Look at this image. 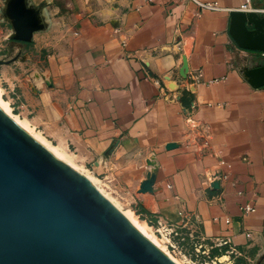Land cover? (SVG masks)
<instances>
[{"label":"crops","instance_id":"crops-1","mask_svg":"<svg viewBox=\"0 0 264 264\" xmlns=\"http://www.w3.org/2000/svg\"><path fill=\"white\" fill-rule=\"evenodd\" d=\"M198 1L217 9L184 0H27L45 25L32 41L50 54L39 68L27 70L31 57L2 65L3 92L147 224L161 218L208 243L230 239L243 261L264 264V87L242 73L264 57L230 34L245 0ZM8 2L0 0V46L14 40ZM249 7L258 12L262 0ZM150 175L153 190L144 192ZM246 204L256 210L244 214Z\"/></svg>","mask_w":264,"mask_h":264},{"label":"water","instance_id":"water-1","mask_svg":"<svg viewBox=\"0 0 264 264\" xmlns=\"http://www.w3.org/2000/svg\"><path fill=\"white\" fill-rule=\"evenodd\" d=\"M18 42L44 30L27 0H9ZM250 26H254L251 29ZM230 34L264 52V14H231ZM11 60L0 59V66ZM264 87V66L245 73ZM167 145V149L174 148ZM150 175L141 185L152 192ZM219 189V183H213ZM0 264H176L145 238L91 181L58 159L0 109Z\"/></svg>","mask_w":264,"mask_h":264},{"label":"built area","instance_id":"built-area-1","mask_svg":"<svg viewBox=\"0 0 264 264\" xmlns=\"http://www.w3.org/2000/svg\"><path fill=\"white\" fill-rule=\"evenodd\" d=\"M184 1H193L198 6L206 9H217L216 3H201L198 0ZM250 3L251 0H245L242 11H253L249 7ZM262 4V9L257 10L260 14H264V0H262ZM260 53L261 56L264 57V52ZM244 70L242 73L245 76L248 69ZM255 210V207L250 204L241 207V211L244 214L252 213ZM230 222L231 219H227V223ZM183 226L184 225L167 222L161 218H158L156 225L153 226L156 234L167 240V248L173 255L187 259L192 264H222L219 257H222L223 255L228 256L229 261L226 263L228 264L231 259L236 260L241 257V252L232 247V241L230 239H210L208 243V239L197 234L193 227L189 228V232L183 233ZM247 236L250 237L251 234H248ZM215 250L220 255H213V251Z\"/></svg>","mask_w":264,"mask_h":264},{"label":"bare ground","instance_id":"bare-ground-1","mask_svg":"<svg viewBox=\"0 0 264 264\" xmlns=\"http://www.w3.org/2000/svg\"><path fill=\"white\" fill-rule=\"evenodd\" d=\"M0 109L9 116L15 123H17L22 129H24L29 135H31L35 140L42 144L48 151H50L58 159L69 165L75 171L87 177L91 183L99 190V192L109 199L113 205L119 209L126 219L151 243H153L160 251L165 253L170 259H172L176 264H192L189 260L178 258L173 255L167 248V240L165 238H159L155 234V228L150 226L146 222H135L134 212L131 209H124L112 196L106 187V184L99 178L95 177L89 170H87L82 164L77 162V158L74 153L70 152L66 145H54L48 139H46L41 132H38L30 122L26 119H22L18 114L13 112V109L9 101L3 98L2 89L0 88ZM77 159V160H76ZM222 264H226L229 261L228 256L223 255L219 257Z\"/></svg>","mask_w":264,"mask_h":264},{"label":"rangeland","instance_id":"rangeland-1","mask_svg":"<svg viewBox=\"0 0 264 264\" xmlns=\"http://www.w3.org/2000/svg\"><path fill=\"white\" fill-rule=\"evenodd\" d=\"M41 32H36L35 34L38 35ZM34 34V35H35ZM37 42L36 41H31L25 44H18L16 42H5L4 40L1 42V46H0V59H5V60H11L13 58H15V61H13L11 64L9 65H13L14 63H17V65H21L20 63L22 62L23 59H27L28 57H31L32 59V63H30V66L27 67L28 69H31L32 67L35 68H39L40 64L39 62H42V60H44V58L47 57L48 54H50V52H48L46 49H41L39 47H36ZM3 68V66H0V70ZM20 72H22V70H19ZM0 88L2 89V93L4 94L3 98L5 100H10L9 99V95L6 94L5 92H3V90L7 89V84L2 82L0 80ZM10 103V102H9ZM12 107L14 108V113L18 114L19 110L16 107L15 103L14 105H12ZM108 189V187H107ZM108 191L110 193H112L113 198L115 199L116 202H118L124 209H130V207H127L126 205H124L123 203H121L118 198L115 196V194H113V192L108 189ZM132 210V209H131ZM133 211V210H132ZM134 212V211H133ZM145 219L143 217H138L135 213H134V221L135 222H143ZM145 222V221H144ZM151 226H155L156 223L152 222L149 223ZM185 233V232H183ZM156 234V232H155ZM157 235V234H156ZM158 236V235H157ZM159 237V236H158ZM161 238V237H159ZM178 258H181L179 256H176ZM244 256L241 255L240 258L238 259H231L230 262H228V264H249L246 261H243Z\"/></svg>","mask_w":264,"mask_h":264},{"label":"trees","instance_id":"trees-1","mask_svg":"<svg viewBox=\"0 0 264 264\" xmlns=\"http://www.w3.org/2000/svg\"><path fill=\"white\" fill-rule=\"evenodd\" d=\"M13 41H15V40H13ZM213 255H220V254L215 250V251H213Z\"/></svg>","mask_w":264,"mask_h":264}]
</instances>
